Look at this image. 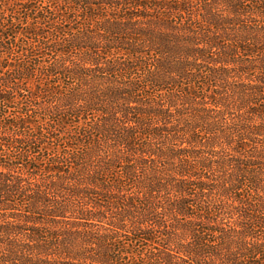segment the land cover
Returning <instances> with one entry per match:
<instances>
[{"label": "trees", "instance_id": "obj_1", "mask_svg": "<svg viewBox=\"0 0 264 264\" xmlns=\"http://www.w3.org/2000/svg\"><path fill=\"white\" fill-rule=\"evenodd\" d=\"M17 1L0 264H264V0Z\"/></svg>", "mask_w": 264, "mask_h": 264}, {"label": "rangeland", "instance_id": "obj_2", "mask_svg": "<svg viewBox=\"0 0 264 264\" xmlns=\"http://www.w3.org/2000/svg\"><path fill=\"white\" fill-rule=\"evenodd\" d=\"M2 1V4H3V6L5 7V6H7V5H11V4H13L14 2L15 3H18V1L17 0H1ZM46 1H48L49 2V0H41V1H37L38 2V4H39V6H41L42 8H49V7H47L46 6V4H48V2L47 3H44V2H46ZM46 6V7H45ZM2 8V7H1ZM47 10H49V9H47ZM16 16H18L19 18H20V16L21 17H26V20L25 19H23L24 20V22L25 23H21V26H26L27 27V25L26 24H28V27H30V28H32V29H35V30H42V29H44V30H48V28H49V25H48V23H44L42 20H36L38 17H35V16H32V15H29V17L28 16H25L23 13H20V11H19V13H17L16 14ZM37 16H41V14H39V15H37ZM41 21V22H40ZM25 27V28H26ZM24 28V27H23ZM24 28V29H25ZM11 57V56H10ZM50 58V57H49ZM30 80H32V78L30 79ZM27 86H29L30 88L31 87H33V83L32 82H28V84H27ZM20 94V93H19ZM40 116V115H39ZM33 121L37 124L38 123V121H40V122H47L48 124H49V118L48 119H46L45 118V116H40L39 117V119H37L36 117H33ZM57 142H60V144H63V140H61V141H49V139L48 140H46L45 139V141H43L41 144V146H42V148L36 153V157L38 158V159H40L39 161L41 162V167L43 166V167H46V164L48 163L47 162V160H49V153H51L52 151H54V149H50L49 150V144H50V146H54ZM62 146V145H61ZM60 146V147H61ZM56 152V151H55ZM41 176V175H40ZM44 177H46V178H44V183H45V185H47L48 184V182H49V173L47 174V173H44ZM47 190H48V192H49V188H48V185H47V188H46ZM33 215L34 216H37L36 215V213H33ZM69 216V215H68ZM123 235V233H121V240H120V243H122V242H127V240H128V237L127 236H122ZM154 240H156L157 241V238H155ZM150 246H156V244L154 243V244H151ZM150 246H148V245H146L145 244V242H139V243H135V246L132 248V250H134L135 252H138V253H140V252H144V253H146V251H145V248H149ZM143 259V258H142ZM141 258H139V264H148L149 263V261H146L147 259H146V257H145V260H142Z\"/></svg>", "mask_w": 264, "mask_h": 264}]
</instances>
